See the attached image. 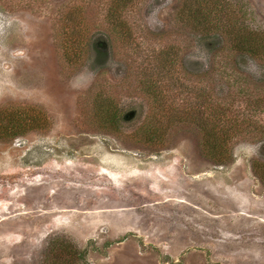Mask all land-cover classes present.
<instances>
[{
    "label": "rangeland",
    "instance_id": "rangeland-1",
    "mask_svg": "<svg viewBox=\"0 0 264 264\" xmlns=\"http://www.w3.org/2000/svg\"><path fill=\"white\" fill-rule=\"evenodd\" d=\"M186 1H124L118 26L121 0H0V264H264V58ZM233 1L264 31V0ZM218 116L226 164L202 145Z\"/></svg>",
    "mask_w": 264,
    "mask_h": 264
},
{
    "label": "trees",
    "instance_id": "trees-1",
    "mask_svg": "<svg viewBox=\"0 0 264 264\" xmlns=\"http://www.w3.org/2000/svg\"><path fill=\"white\" fill-rule=\"evenodd\" d=\"M123 1V2H122ZM124 1L118 3L111 9L110 19L112 24L122 26L124 20L120 10ZM233 0H187L183 7V16L188 22L199 30L206 39L215 36L218 40L229 41L233 51L240 55H250L252 57L264 58V31L252 29L248 25L236 19V10ZM77 30V29H75ZM220 37V38H219ZM92 44L93 42H89ZM211 44V41H209ZM77 44V43H75ZM101 44H96V48L101 51ZM78 46L83 48L84 42L78 41ZM79 49V48H78ZM155 85L149 86L150 95L159 103V94H156ZM103 122L106 125H119L121 116L115 103L98 101L96 105ZM205 122V121H204ZM209 124L208 127L206 124ZM204 124L203 149L205 154L217 164H226L232 157L231 142L235 138V133L224 128L219 116L216 121H208ZM17 128V126H15ZM159 131L154 126L147 128L144 132L147 141H152L159 136ZM20 133L14 132L13 135ZM257 173L264 180V163L256 161L254 164Z\"/></svg>",
    "mask_w": 264,
    "mask_h": 264
},
{
    "label": "clouds",
    "instance_id": "clouds-1",
    "mask_svg": "<svg viewBox=\"0 0 264 264\" xmlns=\"http://www.w3.org/2000/svg\"><path fill=\"white\" fill-rule=\"evenodd\" d=\"M93 76L94 73L91 71L82 72L78 74L76 77H74L72 81H70V86L77 87V86H83L86 83H90Z\"/></svg>",
    "mask_w": 264,
    "mask_h": 264
},
{
    "label": "water",
    "instance_id": "water-1",
    "mask_svg": "<svg viewBox=\"0 0 264 264\" xmlns=\"http://www.w3.org/2000/svg\"><path fill=\"white\" fill-rule=\"evenodd\" d=\"M130 116H132V115L131 114L127 115V117H130Z\"/></svg>",
    "mask_w": 264,
    "mask_h": 264
}]
</instances>
